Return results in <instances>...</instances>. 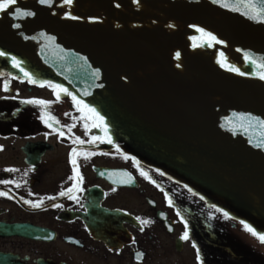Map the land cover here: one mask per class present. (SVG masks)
<instances>
[{
    "label": "water",
    "instance_id": "obj_1",
    "mask_svg": "<svg viewBox=\"0 0 264 264\" xmlns=\"http://www.w3.org/2000/svg\"><path fill=\"white\" fill-rule=\"evenodd\" d=\"M256 12L264 17V0H16L0 11V71L67 89L97 124V146L158 169L259 237L264 20Z\"/></svg>",
    "mask_w": 264,
    "mask_h": 264
},
{
    "label": "flooded vegetation",
    "instance_id": "obj_2",
    "mask_svg": "<svg viewBox=\"0 0 264 264\" xmlns=\"http://www.w3.org/2000/svg\"><path fill=\"white\" fill-rule=\"evenodd\" d=\"M33 88L49 95H25ZM56 97L49 83L0 71V264H264V242L243 222L134 156L97 146L88 113ZM41 199L40 208L24 203Z\"/></svg>",
    "mask_w": 264,
    "mask_h": 264
},
{
    "label": "snow or ice",
    "instance_id": "obj_3",
    "mask_svg": "<svg viewBox=\"0 0 264 264\" xmlns=\"http://www.w3.org/2000/svg\"><path fill=\"white\" fill-rule=\"evenodd\" d=\"M40 2L41 3H48V4H50L51 3V0H40ZM71 2H72V0H65V3L70 4ZM15 3H16V0H0V11L6 10L10 5H13ZM245 7H249V8L255 9L256 6L254 4H248V5H245ZM16 15L18 17L31 16V15H33V13H31V12H19L17 10ZM251 18H253V19H259V20H264V17H261L260 14H259V12H256V14L253 15ZM14 27L19 28L20 25L19 24H15ZM206 35L209 36V39L210 40H212V41H215L216 40V37L211 36V34H206ZM0 55H3V53H0ZM178 55L179 54H177V56ZM221 55H223V54H221ZM246 59H250V58L246 56ZM251 62L252 63H255V60H252ZM13 66L19 67V62L16 61L15 58H13ZM260 66L261 67H264V65H260ZM230 70H236V69H230ZM21 71H23L22 68H21ZM241 75H243V73H241ZM25 76H28V73L25 72ZM260 79L264 80V73H261L260 74ZM29 82L35 83V81H33L31 79V77H29ZM41 86H43V85H41ZM52 87L53 88H58V89H60L61 92H64L65 94L72 96V93L68 92L67 89L61 88L60 85H53ZM56 98H57V101L60 99L59 93H57V97ZM72 99H73L74 103L78 107H79L80 104L83 103V101L77 100V98L75 96H72ZM27 103H37V104H41V105H47L48 102H46V101H27ZM85 108H87V105H85ZM88 111L95 113V109L89 108ZM96 115H97L98 119H100L101 121H103V117H99V114L98 113H96ZM51 119H54V118L53 117H50V116L47 118V120H51ZM47 120L45 121L46 123H47ZM56 123H59V122L56 121ZM260 123L262 125H264V121H261ZM61 135H63V132H61ZM97 139H99V137H92V140H90L89 143H92V142H94ZM73 142L74 143H79V144H83L84 143V141L83 140H79V138H76V140H74ZM108 142L111 143V140H109ZM77 155H78V153H77L76 149H73V152H72V161L71 162L73 164L74 176L73 177H70V179H74V180L79 177V171H78V168L76 166V159H75V157ZM87 156H88V154H85V158H87ZM141 175H145L146 176V173L141 172ZM123 182L124 183H128V184H131L133 181H132V178L129 176L127 178V180H125ZM4 183H8V182H4ZM17 186H19V185H17ZM71 192H73V188H69L67 190V192L62 191V192L59 193V195L60 196H65V195H68ZM4 194L5 193H0V195H4ZM70 198H74V197H70ZM48 199H55V197H48ZM24 203L31 204V206L33 208H40L41 205L43 204V199H41L40 201H38L36 203H32L31 201L25 200ZM55 206L56 207H60V205H55ZM217 211H220V210L217 209ZM223 215H224V217L226 219L230 218L229 217V214L227 212H224ZM137 219H139V218H137ZM149 223H150V221H148V220H141V224L142 225H147ZM244 228H245V230H247L248 232H250L253 236H257V232L252 227H250L248 224H244ZM187 236H188V234H187V232H185L184 238L186 239ZM258 239H260L262 242H264V235H260L258 237ZM139 255H142V254H138V256Z\"/></svg>",
    "mask_w": 264,
    "mask_h": 264
},
{
    "label": "rangeland",
    "instance_id": "obj_4",
    "mask_svg": "<svg viewBox=\"0 0 264 264\" xmlns=\"http://www.w3.org/2000/svg\"><path fill=\"white\" fill-rule=\"evenodd\" d=\"M16 86H19V88L22 87V85L20 84H15ZM24 93H26L25 95H29V94H35V93H44L45 95H49V92L48 90L45 88V89H35L33 88L31 92H26V90L24 91Z\"/></svg>",
    "mask_w": 264,
    "mask_h": 264
}]
</instances>
